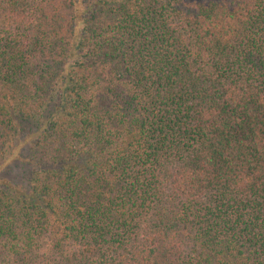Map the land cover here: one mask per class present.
<instances>
[{
	"label": "trees",
	"instance_id": "obj_1",
	"mask_svg": "<svg viewBox=\"0 0 264 264\" xmlns=\"http://www.w3.org/2000/svg\"><path fill=\"white\" fill-rule=\"evenodd\" d=\"M0 264H264V0H0Z\"/></svg>",
	"mask_w": 264,
	"mask_h": 264
},
{
	"label": "rangeland",
	"instance_id": "obj_2",
	"mask_svg": "<svg viewBox=\"0 0 264 264\" xmlns=\"http://www.w3.org/2000/svg\"><path fill=\"white\" fill-rule=\"evenodd\" d=\"M23 169L24 168H22L20 165L16 164V166L13 168V171H11L9 174L7 173L6 177L8 180H13L14 176L25 180L27 178V173Z\"/></svg>",
	"mask_w": 264,
	"mask_h": 264
}]
</instances>
